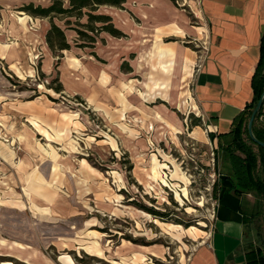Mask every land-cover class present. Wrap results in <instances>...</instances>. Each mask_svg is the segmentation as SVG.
<instances>
[{"label": "rangeland", "instance_id": "1", "mask_svg": "<svg viewBox=\"0 0 264 264\" xmlns=\"http://www.w3.org/2000/svg\"><path fill=\"white\" fill-rule=\"evenodd\" d=\"M30 1L48 4L0 0V264H191L221 173L191 96L203 22L176 1L193 33L163 39L182 49L166 74L155 42L101 45L100 32L79 47L63 20L70 49L51 52L48 20L19 10Z\"/></svg>", "mask_w": 264, "mask_h": 264}, {"label": "crops", "instance_id": "2", "mask_svg": "<svg viewBox=\"0 0 264 264\" xmlns=\"http://www.w3.org/2000/svg\"><path fill=\"white\" fill-rule=\"evenodd\" d=\"M186 1L193 15L203 22L207 40L191 78L192 102L204 119L208 134L213 135L220 175L232 177L227 156L218 149L217 137L230 131L234 118L252 101V77L264 37V0ZM182 11L170 0H126L122 8L100 7L98 12L109 16L114 28L126 37L114 38L102 32L99 41L101 45L115 43L124 48L123 43L136 41L140 35L144 42H155L151 48L161 61V70L168 74L176 51L182 49L163 39H180L193 33ZM134 19L140 23L139 28ZM197 30L202 31L200 27ZM97 44L98 41L93 47ZM129 53L130 50L118 55ZM260 120L264 122V113ZM235 198L222 196L208 246L199 251L191 264H247V243L253 238L259 242L255 246L264 243V236H250V226L264 222L257 213L255 192L247 191Z\"/></svg>", "mask_w": 264, "mask_h": 264}, {"label": "trees", "instance_id": "3", "mask_svg": "<svg viewBox=\"0 0 264 264\" xmlns=\"http://www.w3.org/2000/svg\"><path fill=\"white\" fill-rule=\"evenodd\" d=\"M126 0H49L48 5L40 6L33 3L22 5L19 10L27 15L47 19L49 28L45 33V43L51 52H62L70 49L64 30L54 23V19L63 20L67 29L76 32L79 47H93L97 41V33L105 32L114 38H124L125 34L114 28L111 18L98 12L100 7L122 8ZM176 4L177 0H170ZM86 18L84 24H78L81 29L69 28L70 18L76 20ZM260 59L252 77L253 98L233 120L230 131L217 137V146L227 156L232 177L220 175L213 185V197L219 202L215 217L221 205L222 196L228 195L229 200L247 191H253L258 199V214L264 216V148L253 143L247 134V121L264 92V37L260 44ZM60 92L61 89H57ZM264 113V105L260 107L252 123V133L256 140L264 142V122L260 117ZM198 125V124H194ZM212 142L213 135L207 134ZM216 155V150L213 151ZM216 160L215 158L213 159ZM154 217L165 220V214L148 210ZM247 264H264V243L255 246L253 242L245 246Z\"/></svg>", "mask_w": 264, "mask_h": 264}, {"label": "water", "instance_id": "4", "mask_svg": "<svg viewBox=\"0 0 264 264\" xmlns=\"http://www.w3.org/2000/svg\"><path fill=\"white\" fill-rule=\"evenodd\" d=\"M262 105H264V92H262L260 99L257 101L255 107L253 108V110L250 114V117H249L248 122H247V134L253 143L264 148V142H260V141L256 140L253 136V133H252V123H253L254 117Z\"/></svg>", "mask_w": 264, "mask_h": 264}]
</instances>
